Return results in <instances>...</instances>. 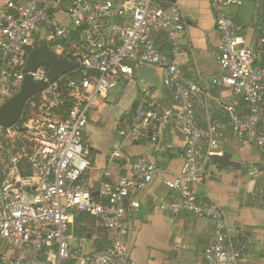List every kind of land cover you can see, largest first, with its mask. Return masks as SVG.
I'll list each match as a JSON object with an SVG mask.
<instances>
[{
    "label": "built area",
    "instance_id": "1",
    "mask_svg": "<svg viewBox=\"0 0 264 264\" xmlns=\"http://www.w3.org/2000/svg\"><path fill=\"white\" fill-rule=\"evenodd\" d=\"M209 2L218 34L215 60L220 74L208 80L198 73L185 74L175 62L181 52L178 38L186 32L185 17L175 5L155 0H9L0 7V106L19 92L25 75L35 83H47L36 100L29 101L31 115L26 120L10 128L0 125V261L137 264L130 257L134 216L157 168L140 156L128 177L112 183L105 172L94 190L86 175L84 131L96 101L149 65L159 68L172 107L160 109L150 86H142L134 123L119 129L118 135L137 140L152 129L149 141L157 146L172 125L184 137L182 165L163 182L175 196L160 209L211 220L215 239L202 252L204 264H238L240 252L229 244L225 211L195 191L209 180L221 132L217 125L198 126L194 101L207 96L211 87L229 89L241 98L246 113L233 105L225 107L231 133L242 147L259 150L264 162V128L258 126L264 68L255 65L256 51L227 15L243 0ZM156 35L169 43L170 54L155 45ZM42 45L54 57L76 62L77 69L53 83L47 80V67L25 72L30 52ZM80 214L93 218L104 231L107 249L85 252V238L73 231Z\"/></svg>",
    "mask_w": 264,
    "mask_h": 264
},
{
    "label": "crops",
    "instance_id": "2",
    "mask_svg": "<svg viewBox=\"0 0 264 264\" xmlns=\"http://www.w3.org/2000/svg\"><path fill=\"white\" fill-rule=\"evenodd\" d=\"M7 1L0 0V7ZM155 1L179 7L185 17L186 32L178 38L181 52L175 57L178 67L185 74L198 73L207 80L218 76L220 68L215 60L218 34L209 0ZM227 15L241 26L246 44L256 51L255 65L264 68V0H243L241 6H231ZM154 43L160 51L170 54V45L161 35L155 36ZM198 84L201 85L200 80ZM145 85L150 86L160 109H171V95L162 87L161 72L149 65L136 71L131 81L120 83L105 99L97 100L84 131L89 162L86 175L96 190L105 172L109 173V181L115 183L129 176L136 158H149L157 173L138 199L131 259L137 264H204L202 252L215 239L213 222L188 212L172 215L160 209L162 202L170 203L175 196L163 182L182 165L184 137L172 125L157 146L149 141L152 129L137 140L118 135L119 129L134 123V108ZM231 105L237 112L246 113L241 98L222 87H211L207 96L194 101L198 126L217 125L221 132L218 149L211 158L209 180L195 191L198 196L208 195L225 211L231 232L229 244L240 252L238 264H264V162L259 150L242 147L233 137L225 113V107ZM258 126L264 128V104ZM114 152L120 156L112 157ZM90 230L82 243L88 253L96 251L101 241L96 222Z\"/></svg>",
    "mask_w": 264,
    "mask_h": 264
},
{
    "label": "water",
    "instance_id": "3",
    "mask_svg": "<svg viewBox=\"0 0 264 264\" xmlns=\"http://www.w3.org/2000/svg\"><path fill=\"white\" fill-rule=\"evenodd\" d=\"M40 66L48 68L47 80L49 83H53L59 77L78 67L76 62L54 57L46 50L45 45L30 52L25 72H34ZM46 87V82L35 83L29 75H25L19 92L0 106V125L4 128L16 125L22 117L26 104Z\"/></svg>",
    "mask_w": 264,
    "mask_h": 264
},
{
    "label": "trees",
    "instance_id": "4",
    "mask_svg": "<svg viewBox=\"0 0 264 264\" xmlns=\"http://www.w3.org/2000/svg\"><path fill=\"white\" fill-rule=\"evenodd\" d=\"M70 76H76L74 73H70ZM36 98L32 99L30 102L35 101ZM31 115V111L29 110V102L26 104L24 112L22 114L20 123L26 120L29 116ZM27 175V172L25 173ZM95 223V220L91 218L88 215L85 214H80L78 215L73 222V231L75 236L78 238H86L89 233H91L90 227L93 226ZM101 235V241H98V248L96 251H104L107 249L108 243H107V238L102 229H100Z\"/></svg>",
    "mask_w": 264,
    "mask_h": 264
},
{
    "label": "rangeland",
    "instance_id": "5",
    "mask_svg": "<svg viewBox=\"0 0 264 264\" xmlns=\"http://www.w3.org/2000/svg\"><path fill=\"white\" fill-rule=\"evenodd\" d=\"M98 234H99V235H102V233L100 234L99 232H98Z\"/></svg>",
    "mask_w": 264,
    "mask_h": 264
}]
</instances>
